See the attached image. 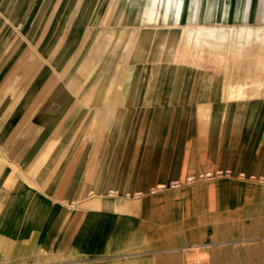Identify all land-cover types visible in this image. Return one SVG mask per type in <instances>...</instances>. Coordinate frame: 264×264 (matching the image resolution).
Masks as SVG:
<instances>
[{
    "label": "crops",
    "instance_id": "crops-1",
    "mask_svg": "<svg viewBox=\"0 0 264 264\" xmlns=\"http://www.w3.org/2000/svg\"><path fill=\"white\" fill-rule=\"evenodd\" d=\"M128 1L92 0L89 13L74 0V13H52L51 0L38 9L36 0H0V264H87L103 259L102 239L130 238L128 255L175 244L141 242L146 231L135 227L155 207L112 199L202 165L191 148L180 156L160 141L163 111L175 116L178 95L171 83L163 104V79L147 76L145 55L147 39L163 31L108 22L220 19L174 11L157 19ZM202 100L210 117V98ZM241 146L233 167L264 183V136Z\"/></svg>",
    "mask_w": 264,
    "mask_h": 264
},
{
    "label": "rangeland",
    "instance_id": "rangeland-1",
    "mask_svg": "<svg viewBox=\"0 0 264 264\" xmlns=\"http://www.w3.org/2000/svg\"><path fill=\"white\" fill-rule=\"evenodd\" d=\"M40 1L36 0L35 9L44 8L38 6ZM54 1L50 5L52 13H74V0H67L66 6L54 5ZM82 1V10L90 13L92 0ZM128 3L132 12L144 8L157 19L173 11L177 15L205 12L207 19H220L108 22L116 27L163 31L156 43L152 37L147 39L145 55L147 76L163 79V104L169 103L166 93L171 83L178 95L175 116L163 111L160 141L172 143V152H180V156L191 148L194 162L202 165H195L173 181L153 183L143 190L114 191L116 204L156 208V212L143 214L145 224L135 227L146 231L142 243L153 240L174 245L128 255L121 251L128 249L130 238L102 239L107 243L98 246L103 259L87 264H264V183L259 182V176L232 165L241 145L248 151L264 136V0ZM239 3L244 7L243 16H238ZM117 15L115 11L114 17ZM167 30L175 32L168 34ZM249 52L255 63L251 78L244 79L237 65ZM218 55L225 64L212 62ZM158 63L161 68L156 69ZM203 97L210 98V117L202 109ZM235 97H242L243 102L236 105L229 101ZM225 103L228 105L224 107ZM147 141H156L154 135Z\"/></svg>",
    "mask_w": 264,
    "mask_h": 264
},
{
    "label": "bare ground",
    "instance_id": "bare-ground-1",
    "mask_svg": "<svg viewBox=\"0 0 264 264\" xmlns=\"http://www.w3.org/2000/svg\"><path fill=\"white\" fill-rule=\"evenodd\" d=\"M256 3V2H255ZM255 6H256V4H254ZM243 10H244V7L242 8V6H241V3H239V11H238V16H243V14H241L242 12H243ZM212 44V43H211ZM219 45V44H218ZM213 46V45H212ZM215 46H217L216 44H215ZM203 49V48H202ZM204 50V49H203ZM205 51V50H204ZM202 52V51H201ZM212 52V51H211ZM199 54V52L196 54V56ZM218 54V53H217ZM220 54V53H219ZM204 56V55H203ZM210 57V56H209ZM212 57V56H211ZM210 57V58H211ZM260 58H262L261 56H260ZM200 59H202V57L200 58ZM212 59H213V63H217V64H222V62L225 64L226 62H224L223 61V58H222V56H213L212 57ZM253 59H254V57H253V55H252V53H246V55H245V58L242 60V62L239 64V65H237V70L239 69V71L241 72V74H245V75H243V78L244 79H250V73H251V68H252V66L254 65V62H253ZM195 60H196V58H195ZM209 60V59H208ZM198 61V60H197ZM256 62H258V61H256ZM260 62V61H259ZM204 64V63H203ZM217 64H215V65H217ZM262 64V63H261ZM218 65V66H219ZM259 67V66H258ZM215 68V67H214ZM218 68V67H217ZM219 68H220V66H219ZM245 71V72H244ZM232 78V77H231ZM231 81V80H230ZM245 81V80H244ZM234 87V86H233ZM233 87H232V89H233ZM235 95H236V93H235Z\"/></svg>",
    "mask_w": 264,
    "mask_h": 264
}]
</instances>
